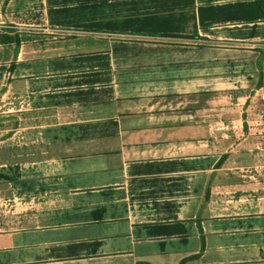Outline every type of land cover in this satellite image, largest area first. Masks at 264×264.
Listing matches in <instances>:
<instances>
[{"label": "crops", "instance_id": "1", "mask_svg": "<svg viewBox=\"0 0 264 264\" xmlns=\"http://www.w3.org/2000/svg\"><path fill=\"white\" fill-rule=\"evenodd\" d=\"M264 0H0V264H264Z\"/></svg>", "mask_w": 264, "mask_h": 264}, {"label": "built area", "instance_id": "2", "mask_svg": "<svg viewBox=\"0 0 264 264\" xmlns=\"http://www.w3.org/2000/svg\"><path fill=\"white\" fill-rule=\"evenodd\" d=\"M252 98L258 101L260 105L253 122V128L258 130L256 134L261 137L258 148L260 151L264 152V89L260 88L255 90ZM1 205L2 201L0 199V208Z\"/></svg>", "mask_w": 264, "mask_h": 264}]
</instances>
